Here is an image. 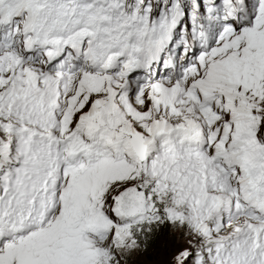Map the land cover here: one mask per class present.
Segmentation results:
<instances>
[{
  "label": "snow or ice",
  "instance_id": "obj_1",
  "mask_svg": "<svg viewBox=\"0 0 264 264\" xmlns=\"http://www.w3.org/2000/svg\"><path fill=\"white\" fill-rule=\"evenodd\" d=\"M0 264H264V0H0Z\"/></svg>",
  "mask_w": 264,
  "mask_h": 264
}]
</instances>
